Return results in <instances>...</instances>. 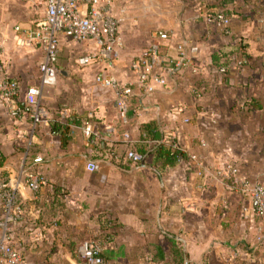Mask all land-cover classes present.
Instances as JSON below:
<instances>
[{
    "label": "crops",
    "instance_id": "crops-1",
    "mask_svg": "<svg viewBox=\"0 0 264 264\" xmlns=\"http://www.w3.org/2000/svg\"><path fill=\"white\" fill-rule=\"evenodd\" d=\"M112 1L123 37L119 58L82 67L77 59L96 43L62 33L60 72L44 95L46 120L35 126L0 102V175L18 197L22 220L10 237L24 252L22 264H87L82 254L91 241L103 244L106 264H169L175 242L193 264H264V225L245 216L235 176L222 172L237 167L264 185V0ZM221 8L235 12L229 35L208 19ZM44 14L41 0H0V80L19 81V107L39 83L43 55L23 31ZM159 30L170 39H159ZM156 42L177 68L157 66L142 85L132 62ZM217 54L225 55L220 62ZM99 73L133 83L126 116L116 90L96 82ZM55 121L69 125L65 141L52 130ZM148 123L187 160L161 172L153 155L133 163L127 152L152 144L144 140ZM30 171L46 179L38 191L27 185ZM2 216L0 205V222Z\"/></svg>",
    "mask_w": 264,
    "mask_h": 264
},
{
    "label": "built area",
    "instance_id": "built-area-1",
    "mask_svg": "<svg viewBox=\"0 0 264 264\" xmlns=\"http://www.w3.org/2000/svg\"><path fill=\"white\" fill-rule=\"evenodd\" d=\"M41 1L45 10L44 18L34 27L23 31L27 44L32 47H40L43 52L39 64V83L27 89L23 107H19L16 102L20 95L19 81L10 78L0 80V102L11 107L14 115L20 112L27 113L35 126L44 122L48 116L44 95L48 87L55 85L60 72V35L62 33L79 43L90 41L96 43V51L85 53L77 59V64L82 67L106 59L119 58L120 49L123 46L120 20L114 13L112 0ZM208 19L225 34L231 33L232 18L218 11H212L208 14ZM17 29L20 28L17 27ZM157 36L161 40L170 39V35L161 30L157 32ZM179 49L180 56L185 58V44H181ZM2 52L3 47L0 44V56ZM157 66L168 71L175 69L163 54L162 44L159 42L152 44L132 62V67L138 75V81L142 85L147 84L150 74H153L152 71ZM95 80L104 87L116 90L119 111L123 116H126L130 97L134 93L133 83L124 84L116 77L102 73H99ZM158 81L162 84L166 83V79L161 76ZM59 114L66 117L68 110L61 109ZM189 121V118L184 119L185 123ZM84 130L87 136H91L95 131L90 122L84 124ZM172 145L174 148H178L175 142ZM127 157L136 164L143 161V156L134 150H129ZM35 161L41 162L43 158L37 156ZM88 166L95 168L97 164L90 162ZM222 172L224 175L235 176L237 185L233 188L247 201V205L244 206L245 216L249 220L258 221L264 225V185L241 177L237 167ZM26 182L32 190L38 191L41 186L46 184V179L40 172L30 171L26 176ZM68 197L66 195L67 200ZM70 203H73L72 199ZM0 205L3 210V218L0 222V259L6 264H22L24 252L20 246L12 243L10 237L12 224L22 220L18 197L16 192L9 187L7 180L3 178H0ZM103 249L101 242L91 241L82 257L87 264H103L104 259L100 256Z\"/></svg>",
    "mask_w": 264,
    "mask_h": 264
},
{
    "label": "trees",
    "instance_id": "trees-1",
    "mask_svg": "<svg viewBox=\"0 0 264 264\" xmlns=\"http://www.w3.org/2000/svg\"><path fill=\"white\" fill-rule=\"evenodd\" d=\"M229 0H223L221 6H224L226 2ZM251 0H246L245 2H249ZM218 12L227 15L228 17L232 18L235 12L221 8V10H218ZM223 34H225L223 32ZM227 35V34H226ZM232 55V54H230ZM223 54H217L215 61H219L223 58ZM174 68H177L176 65H173ZM52 130L54 132H59L62 135V139L65 141L67 134L69 132V125L68 124H62L59 121H55L52 123ZM145 134V141H152V144H145L141 148L138 149V153H140L143 156V161L146 156L153 155L154 156V163L161 162V167L156 166V170L161 172V168H172L180 164L182 161L187 160L188 155L186 151H184L182 148H174L172 144L167 143L164 139V135L162 134L161 130L153 123H148L145 125L144 130ZM124 167V166H123ZM4 176L0 175V178H3ZM61 196L63 197V201L65 202L66 192H61ZM3 217V216H2ZM22 218V217H21ZM110 224V223H107ZM107 228V227H106ZM110 235V234H109ZM177 245V248L172 250L171 258L168 261L169 264H184L185 262V252L183 250V246L180 242H175ZM80 247V246H79ZM79 247L76 249V254L79 252ZM157 257H159L161 260H164L166 255L165 251L161 247H157ZM100 256L103 257L104 263H105V257L103 255V251L100 253ZM193 264V263H190Z\"/></svg>",
    "mask_w": 264,
    "mask_h": 264
},
{
    "label": "water",
    "instance_id": "water-1",
    "mask_svg": "<svg viewBox=\"0 0 264 264\" xmlns=\"http://www.w3.org/2000/svg\"><path fill=\"white\" fill-rule=\"evenodd\" d=\"M187 54H188V47L186 46V44H185V57L187 56ZM162 230H163V232H165V230L162 228ZM168 236H170V237H172V238H175L176 240H179V241H182L183 243L185 242L184 241V239L181 237V236H178V235H172V234H169V233H167V232H165ZM190 260H189V258H186L185 259V262H184V264H190Z\"/></svg>",
    "mask_w": 264,
    "mask_h": 264
}]
</instances>
